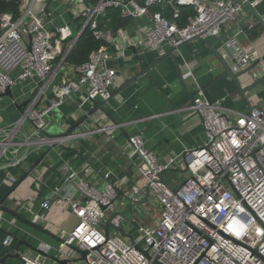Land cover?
<instances>
[{"label": "built area", "instance_id": "built-area-1", "mask_svg": "<svg viewBox=\"0 0 264 264\" xmlns=\"http://www.w3.org/2000/svg\"><path fill=\"white\" fill-rule=\"evenodd\" d=\"M46 2L22 0L18 18L10 13L1 16L0 97L8 89L13 92L22 82L33 86L23 93L26 104L19 117L0 123V169L6 170L12 183L16 178L9 170L21 167L30 155L54 141L48 133L50 113L82 90L86 94L78 105L80 109L95 99L107 100L118 76L116 67L110 65L113 56L104 46L93 52L89 60L75 66V77H69L66 73L69 67L64 61L84 26L74 37L73 24L54 23ZM182 6L196 10L185 25L178 21ZM244 6V2L235 0H97L85 7L83 13L85 25L96 29L95 36L108 44L124 35L121 29L116 32L97 29L98 18L105 16L108 9L118 8L124 17H147L145 38L135 40L132 45L145 44L162 56L169 48L178 50L195 37L209 39L223 35ZM163 8H171L173 17H165ZM252 27L253 24L249 26ZM241 34H246L243 27L234 30L226 41L232 50L231 69L235 73L262 57L258 46L247 49L243 45ZM189 76L191 70L185 73V77ZM258 77L255 72L253 79ZM49 89L52 95L43 104ZM196 90L194 102L181 109L196 112L202 118L205 139L201 145L161 160L148 147L142 132L129 137L130 157L160 206L157 224H139L132 241L115 229L123 226L126 230L128 221L117 214L108 231L107 213L119 211L118 184L108 180L99 189L79 178L81 197L67 198L78 222L71 231L60 230L58 259L66 264H264V107L237 112L219 100L210 101L200 86ZM12 102L18 105L15 99ZM124 125L118 122L93 131L120 129ZM87 133L72 134L69 140ZM173 167L187 169L188 176L177 187L160 176ZM75 176L72 172L70 179ZM16 206L18 211L25 210L34 221L42 223L43 216L33 204L18 200ZM42 206L48 207L49 202ZM13 239L8 234L0 242L9 246ZM73 246L86 250V258ZM20 256L23 264H61L51 262L41 253L20 252Z\"/></svg>", "mask_w": 264, "mask_h": 264}, {"label": "crops", "instance_id": "crops-1", "mask_svg": "<svg viewBox=\"0 0 264 264\" xmlns=\"http://www.w3.org/2000/svg\"><path fill=\"white\" fill-rule=\"evenodd\" d=\"M253 1L264 19V0ZM95 2L97 0H84L83 3L77 0H47L46 3L48 11L54 18V23H72L76 33H79L83 28L79 27L81 22L79 17L85 18L83 25L85 26L86 16L83 10ZM165 9L167 8L161 11ZM171 11L170 18L173 17V10ZM249 12L245 5L242 12L228 26V30L238 26L235 31L240 27L245 28L246 34L240 35L243 45L247 49L258 46L261 50L262 57L250 65L253 67L250 71L240 76L243 86L252 82L255 72L259 77L264 76V24L257 17L251 16L240 25ZM251 24L253 27L249 28ZM148 26L149 19L143 17L131 18L125 26L116 30L111 29L112 32L121 29L124 34L107 46L113 56L110 65L118 70L112 90L120 88L130 77L138 73L141 70V61L144 64H150L159 57L157 52L148 49L145 44L132 45L135 40L145 38ZM217 38H209V40L215 41ZM226 41L227 38L216 47L220 49L226 45ZM175 54L183 74L184 86L190 92L196 91L198 86L202 89L206 86L203 90L210 101L219 100L224 106L237 112L250 111L249 105L229 77L210 83L221 75L225 68L205 43L199 40L187 41L175 51ZM222 55L231 67L232 56L223 50ZM189 70L192 71V76L185 77V73ZM66 73L69 77H75L72 67H69ZM149 74L154 83L146 77H141L137 82L114 95L105 105L110 115L98 111L82 126V130L89 131V133L65 142L69 149L53 148L45 156L44 164L39 165L6 200L5 205L16 210H18L16 206L18 200L33 204L43 216L40 224L56 234V237L45 234L10 214L0 211L2 215L0 241L8 234L14 238L9 246H3L0 242V256L15 252L40 253L31 248L35 247L51 262L57 261L61 242L59 240L61 239L60 230L71 231L78 222L67 198L81 197L77 187L79 178H85L99 189H102L108 180L116 182L119 186L116 206L127 217L132 215L131 203L136 204L135 217L128 220L125 225L126 232L130 235L136 236L139 224L152 222L151 215H153L152 218L155 217L156 212L150 211H153L155 205L159 208L160 214L159 203L152 192L148 202L141 203L147 196L148 185L135 161L130 157L132 151L130 135L142 132L148 147L152 148L158 158L163 160L201 145L205 139V131L199 114L181 109L190 102L184 103L188 96L173 58L168 56L152 68ZM32 87L30 82H22L13 89V96L0 97V123L13 122L19 117L21 112L19 106L25 103L23 93L31 90ZM47 94L43 104L52 95V90L49 89ZM85 94V90L76 93L61 108L50 113L48 133L67 128L68 122L78 120L92 108V103L85 104L83 109L78 107ZM246 95L252 106L264 107L263 83L258 84ZM12 99H15L18 105H15ZM118 122L125 125L120 129L108 128L103 132L93 131ZM44 149L30 155L21 167L9 170L16 181L32 166ZM184 170L185 168L173 167L165 173L164 177L169 184L177 187L184 180L181 176L187 174ZM72 172L77 176L70 179ZM15 182H11L6 170L0 169V199ZM44 202H49V206L43 207ZM20 212L28 218H33L25 210ZM144 214L147 216L146 219ZM158 217H155L154 221L158 220ZM7 262L8 264H23L21 260L14 258H8Z\"/></svg>", "mask_w": 264, "mask_h": 264}, {"label": "water", "instance_id": "water-1", "mask_svg": "<svg viewBox=\"0 0 264 264\" xmlns=\"http://www.w3.org/2000/svg\"><path fill=\"white\" fill-rule=\"evenodd\" d=\"M236 2H244V4L246 5V7L249 9V15L243 20V22H240V25L242 23H244L245 21H247L251 16H255L257 17L261 23L264 24V19L262 18V16L260 15V13L258 12L257 8L254 5V1L253 0H235ZM88 26V24H86L83 28V30ZM238 26H235L234 28L228 30L227 32H225L223 35L219 36L215 41H210L208 38H201V37H195L193 38V40H199L203 43H205L210 49L211 51L217 56V58L223 63L225 71L217 76L215 79L212 80V82H210L211 84L213 82L219 81L223 78L229 77L231 80H233L234 84L236 85L237 89L239 90L240 94L243 96V98L245 99V101L247 102V104L249 105V110L252 111L253 109L256 108V106H252L248 97H247V93L252 90L254 87H256L258 84L263 83L264 84V76L262 77H258V78H254L252 80L251 83L243 86L240 80V76L243 73H246L248 71H250L253 67H249L241 72H233L230 65L225 62V60L223 59V55H222V50L226 53H228L229 55L232 56V50L230 47H228L227 45H223V47H221L220 49L216 47L217 44H219L220 42H222L224 39H226L228 37V35H230ZM82 30V31H83ZM82 33V32H81ZM81 33L76 37L75 42L73 43V45L71 46L70 50L74 47L76 41L79 39ZM69 50V51H70ZM177 50L176 47H171L166 54L157 57L155 60H153V62H151L150 64H144L142 61L140 62V68L141 70L136 73L135 75H133L132 77H130L126 82H124V84L120 87L117 88L116 90H113L111 92L110 97L107 100H98L95 99L92 101V108L90 110L87 111V113H85L82 117H80L78 120L75 121H70L68 122V127L67 128H60L58 131L53 132V133H49V136L54 140L51 145L44 149L41 154L39 155V157L36 159V161L32 164V166L26 170L23 175L21 176V178L19 180H17L15 182V184L4 194V196L0 199V211L10 214L11 216L17 218L18 220L32 226L33 228H36L37 230L48 234L50 236L56 237V234H54L51 230H49L48 228H45L42 224L37 223L36 221H34L32 218H28L26 217L23 213H21L20 211L11 208L7 205H5V202L8 198L11 197L12 193L15 192V190L30 176L31 173H33V171L41 164H44V159L45 156L55 147H60L62 149H69V147H67L65 145V142H67L70 139V135L72 134H76V133H83L85 132V130H82V126L85 122H87L88 120H90V118H92L94 115H96V113L98 111H101L102 113L106 114V115H110L108 110L105 108L106 103L111 100L113 98L114 95H116L117 93H119L120 91L124 90L125 88L131 86L132 84H134L135 82H137L141 77H146L147 79H149L150 81L153 82L151 75L149 74L150 70L154 67H156V65L158 63H160L161 61H163L165 58H167L168 56H171L173 58V61L175 62L178 71H179V76L183 81V74L181 72V69L179 67V63H178V59L176 57L175 51ZM154 83V82H153ZM183 86H184V81H183ZM206 86L203 87V89H205ZM184 89L187 92V98L184 101V103L190 102L193 103L195 100V95L197 93V90L194 92H190L185 86ZM3 95H9V96H13L12 90L8 89ZM26 104L23 103L22 105L19 106V108H21ZM184 172H187V169L184 170ZM161 178L163 181H166L164 179V173L160 174ZM147 196L143 199V201L141 202L142 204L145 202H148V200L151 197V191H150V187L147 186ZM140 203V204H141ZM138 204V205H140ZM132 205V215L130 217H127L123 212L121 211H117L113 214H111L108 219L106 220V227L107 230L109 231V227L112 225V220L113 218L117 215V214H122L126 220H132L135 217L136 214V204L134 202L131 203ZM140 208V207H139ZM143 210V209H142ZM118 232H120V234L124 237H128L130 238L132 241H134V236L130 235L126 232L125 228L123 226L120 227H116L115 228ZM108 233V232H107ZM59 240L61 241L62 239L59 238ZM31 247V246H30ZM138 248H140L139 246H137ZM33 248L35 251L40 252L41 254H43L40 250H38L35 247H31ZM74 250H76L77 252L81 253L83 258H86L87 255V251L86 250H82L77 246H73L72 247ZM8 258H14V259H19L21 260V256H20V252H15V253H7L3 256H0L1 259V264H8L7 260ZM57 261H59L61 264H66L65 260H60L57 259Z\"/></svg>", "mask_w": 264, "mask_h": 264}, {"label": "trees", "instance_id": "trees-1", "mask_svg": "<svg viewBox=\"0 0 264 264\" xmlns=\"http://www.w3.org/2000/svg\"><path fill=\"white\" fill-rule=\"evenodd\" d=\"M21 2L22 0H0V24L1 16L4 13H10L14 18H18L21 15ZM158 8H155V10ZM165 17L170 18L172 15L171 9L162 10ZM196 14V10L192 6H182L180 17L178 19L180 25H185L189 17ZM131 17H124L121 14V10L118 8L108 9L105 16L98 18L97 29L100 30H116L119 27L125 26ZM81 20L79 27L82 28L84 25L85 18L83 16L79 17ZM83 20V21H82ZM95 30L90 26H87L81 33L79 39L76 41L74 47L67 54L64 64L67 67L74 68L87 60H89L91 54L104 46H108V43L102 39L95 36ZM66 49V48H65ZM59 60V59H58ZM57 60V61H58Z\"/></svg>", "mask_w": 264, "mask_h": 264}, {"label": "rangeland", "instance_id": "rangeland-1", "mask_svg": "<svg viewBox=\"0 0 264 264\" xmlns=\"http://www.w3.org/2000/svg\"><path fill=\"white\" fill-rule=\"evenodd\" d=\"M76 34H77V33H74V37L76 36ZM63 47H64V49H65V48H67V45L65 44ZM53 130H54V129H52V131H53ZM49 133H50V132H49ZM186 176H187V174H185L184 176H181V178H184V179H185ZM150 212H156V216H155V217H158V216H159V208L157 207V205H155L154 208H153V211L151 210ZM107 214H108L109 216L111 215L110 212H108ZM144 215H145V214H144ZM152 216H153V215H151V220H152V222L150 223V225H155V224H157L158 220L154 221V220H155V219H154L155 217L152 218ZM146 218H147V216L145 215V219H146ZM158 218H159V217H158ZM101 225H102V226H100V228L103 230V229H104V227H103V226H104L103 223H101Z\"/></svg>", "mask_w": 264, "mask_h": 264}]
</instances>
